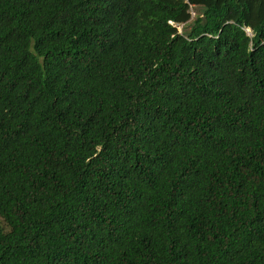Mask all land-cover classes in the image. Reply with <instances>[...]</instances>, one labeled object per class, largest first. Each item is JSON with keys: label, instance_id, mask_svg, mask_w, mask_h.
Masks as SVG:
<instances>
[{"label": "trees", "instance_id": "trees-1", "mask_svg": "<svg viewBox=\"0 0 264 264\" xmlns=\"http://www.w3.org/2000/svg\"><path fill=\"white\" fill-rule=\"evenodd\" d=\"M0 218V264H264V0H0Z\"/></svg>", "mask_w": 264, "mask_h": 264}, {"label": "rangeland", "instance_id": "rangeland-1", "mask_svg": "<svg viewBox=\"0 0 264 264\" xmlns=\"http://www.w3.org/2000/svg\"><path fill=\"white\" fill-rule=\"evenodd\" d=\"M177 29H180V25H177ZM0 226L4 227V224H3L2 220H1V218H0Z\"/></svg>", "mask_w": 264, "mask_h": 264}]
</instances>
